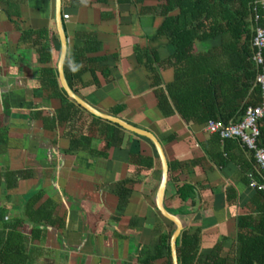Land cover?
<instances>
[{
	"label": "crops",
	"instance_id": "crops-1",
	"mask_svg": "<svg viewBox=\"0 0 264 264\" xmlns=\"http://www.w3.org/2000/svg\"><path fill=\"white\" fill-rule=\"evenodd\" d=\"M165 4L61 0L65 77L93 108L159 141L163 205L181 219L179 236L200 237L194 264L215 247L233 264L238 218L262 207L249 187L258 170L238 141L205 127L239 121L255 101L242 77L245 39L229 50L220 34L194 44L195 74L159 34ZM54 31L55 0H0V231L12 235L0 264H167L161 237L175 228L155 206L156 150L119 127L107 148L106 125L66 105ZM183 185L194 189L186 200Z\"/></svg>",
	"mask_w": 264,
	"mask_h": 264
},
{
	"label": "trees",
	"instance_id": "trees-1",
	"mask_svg": "<svg viewBox=\"0 0 264 264\" xmlns=\"http://www.w3.org/2000/svg\"><path fill=\"white\" fill-rule=\"evenodd\" d=\"M165 2L166 4L162 7L160 13L163 20L159 28V34H168L169 42L171 43L172 41V45L176 50V60H191L193 64L196 65V67H194L195 74L200 73L198 67L200 66L201 60L199 56L192 57V54H190L194 44L220 34L223 39L222 43L225 44V47L229 50V48H231L229 46L230 42H233V44L239 43V41H241L240 38L242 36L244 37V69H242V77L245 79V88L247 90L252 89V93L255 96L254 103L252 102L249 106L258 105L260 103L261 90L259 85H255L254 81L260 69H257L251 60L255 50L252 47L253 28L249 21L251 13L255 10L258 15V25L264 29V5L255 3L256 0H165ZM236 3L238 6L234 7ZM176 9L178 13L176 15H171V12ZM54 34L58 40L56 31H54ZM205 68L206 67L203 68V72ZM69 86L72 89L70 84ZM60 91V97L66 100L67 106L76 109L80 114H85L93 123H104L106 125L105 142L107 148H109L111 146V140L114 137V131L118 126L88 114L76 105L74 101L70 100L62 88H60ZM72 91L74 93L76 92L74 89H72ZM168 93L171 98V88H168ZM118 112L119 111L115 113L118 114ZM222 123L227 124L228 122ZM258 128L260 131L259 146L264 149V116L259 120ZM145 140L148 141L147 139ZM148 142L153 145L150 141ZM257 192L262 199V207L260 208L258 216L253 219L240 217L237 220L239 233L236 238L233 264H264V193L260 191ZM177 193L181 200H186L192 197L194 189L189 185H183L178 187ZM162 218L171 225L172 229L173 224L164 217ZM4 229L3 226V230L0 231V252H5L8 244H10V238L12 237L11 234L6 235ZM171 234L172 232L166 233L161 237V247L166 250L167 264H171L169 246ZM199 246V236H179L176 241L179 264L196 263ZM220 251L219 247H215L210 254L209 260H207V264H227V259L220 258Z\"/></svg>",
	"mask_w": 264,
	"mask_h": 264
},
{
	"label": "built area",
	"instance_id": "built-area-1",
	"mask_svg": "<svg viewBox=\"0 0 264 264\" xmlns=\"http://www.w3.org/2000/svg\"><path fill=\"white\" fill-rule=\"evenodd\" d=\"M264 5V0H256ZM253 28L252 47L255 50L251 60L260 69L255 77V85L260 87V103L245 109L243 118L236 122L224 124L210 120L206 123L208 133L217 134L221 140L232 139L238 141L242 147L250 151L257 166L258 179H251L249 187L264 193V149L259 146V120L264 116V29L258 25V15L255 10L251 13L250 21Z\"/></svg>",
	"mask_w": 264,
	"mask_h": 264
},
{
	"label": "water",
	"instance_id": "water-1",
	"mask_svg": "<svg viewBox=\"0 0 264 264\" xmlns=\"http://www.w3.org/2000/svg\"><path fill=\"white\" fill-rule=\"evenodd\" d=\"M55 26H56V32L58 35L59 43H60V54H59V59L57 63L58 78H59L60 86L62 90L65 92L66 96L70 100L74 101L76 105H78L80 108H82L87 113L93 115L94 117L100 118L104 121L111 122L127 132H130L134 135L147 139L153 144L156 150V153L158 155L160 165H161V179H160V183H159L158 190H157L156 197H155V206L157 210L159 211V213L161 214V216L169 220L174 225L175 229L170 237V242H169L171 264H179L178 257H177V251H176V241L181 231L183 230V224L179 216L169 213L163 205L165 190H166L167 181H168L169 168H168V163H167L164 151L159 141L156 139V137L152 133L146 130L134 127L130 125L129 123L117 117L101 113L100 111L96 110L91 105H89L86 101L81 99L79 96H77L71 90V88L69 87L67 83L65 73H64V63H65L66 55H67V43H66V35L63 29V24H62L61 0H55Z\"/></svg>",
	"mask_w": 264,
	"mask_h": 264
}]
</instances>
